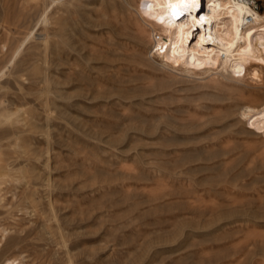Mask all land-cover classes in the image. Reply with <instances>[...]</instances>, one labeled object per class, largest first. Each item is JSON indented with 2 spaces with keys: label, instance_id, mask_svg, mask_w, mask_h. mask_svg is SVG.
I'll return each mask as SVG.
<instances>
[{
  "label": "rangeland",
  "instance_id": "obj_1",
  "mask_svg": "<svg viewBox=\"0 0 264 264\" xmlns=\"http://www.w3.org/2000/svg\"><path fill=\"white\" fill-rule=\"evenodd\" d=\"M39 2L0 0V264H264V70L164 67L139 0Z\"/></svg>",
  "mask_w": 264,
  "mask_h": 264
},
{
  "label": "bare ground",
  "instance_id": "obj_2",
  "mask_svg": "<svg viewBox=\"0 0 264 264\" xmlns=\"http://www.w3.org/2000/svg\"><path fill=\"white\" fill-rule=\"evenodd\" d=\"M41 1L45 21L53 0ZM139 4L149 15L145 21L150 30L142 31L152 38L151 48L164 59V67L191 75L215 71L226 77L246 71L255 79L264 70V12L254 10L248 1L139 0ZM229 92L227 99L237 94ZM245 95L240 90L234 105L250 133L258 134L264 151V97Z\"/></svg>",
  "mask_w": 264,
  "mask_h": 264
},
{
  "label": "built area",
  "instance_id": "obj_3",
  "mask_svg": "<svg viewBox=\"0 0 264 264\" xmlns=\"http://www.w3.org/2000/svg\"><path fill=\"white\" fill-rule=\"evenodd\" d=\"M243 1H248L249 5L254 9L259 11V6L257 0H243Z\"/></svg>",
  "mask_w": 264,
  "mask_h": 264
}]
</instances>
